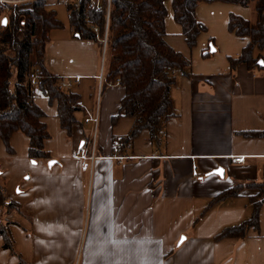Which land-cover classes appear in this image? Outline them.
<instances>
[{"label": "crops", "instance_id": "1", "mask_svg": "<svg viewBox=\"0 0 264 264\" xmlns=\"http://www.w3.org/2000/svg\"><path fill=\"white\" fill-rule=\"evenodd\" d=\"M164 5V41L190 62V75H177L169 90L172 108L163 142L155 145L142 131L129 150L117 153L127 157L121 163L113 159L111 146L118 145L113 137L126 136L133 119L112 120L124 88L99 78L106 47L103 58L100 40L77 37L69 20H60L63 27L50 33L45 65L82 106L74 104L76 121L67 135L57 102L32 89L50 135L45 141L50 160L31 162L22 133L12 134L10 151L0 140V180L20 206V212L0 210L13 249H5L0 236V264H264V203L258 231L242 240L214 239L251 217L255 192L244 190L208 208L235 182H264V137L242 136L264 132V66L249 71L240 64L231 71L228 61L248 42L228 31L229 16L253 22L255 13L252 7L199 3L195 18L206 31L189 48L171 0ZM80 148L96 157L86 170L77 157Z\"/></svg>", "mask_w": 264, "mask_h": 264}, {"label": "trees", "instance_id": "2", "mask_svg": "<svg viewBox=\"0 0 264 264\" xmlns=\"http://www.w3.org/2000/svg\"><path fill=\"white\" fill-rule=\"evenodd\" d=\"M166 0H106L94 7L90 0L80 5L66 4L69 25L73 33L87 40H101L107 25L104 78L124 88L118 114L133 119L129 133L113 137L118 153L130 149L142 131L150 133V140L159 146L164 140V127L171 116L169 90L177 75L189 76L190 62L175 52L165 41ZM226 3L252 7L253 22L230 15L227 29L248 42L237 58H229L231 71L244 64L249 71L264 66V0H171L173 19L181 27L186 45L193 48L197 37L206 28L197 22L195 9L199 3ZM50 0H29L17 5H0V140L10 151L13 133H22L29 140L28 157L32 162L50 160L45 141L50 137L44 114L35 104L32 94L34 76L38 90L50 101L57 102L61 129L71 132L76 121L77 95L62 89L63 80L53 75L45 65V49L51 31L63 27ZM8 9V11H6ZM98 29L94 33L92 28ZM100 48L102 43L99 41ZM211 55L206 51L204 58ZM245 138H263L264 132H244ZM254 191L250 198L252 214L248 220L227 227L214 236L242 240L251 230H259L260 208L264 203V182H235L208 204L237 197L242 191ZM0 210L20 212L18 203L6 195L5 181L0 180ZM199 218L195 220L198 223ZM8 223L0 224V236L5 249L13 251L6 233Z\"/></svg>", "mask_w": 264, "mask_h": 264}, {"label": "built area", "instance_id": "3", "mask_svg": "<svg viewBox=\"0 0 264 264\" xmlns=\"http://www.w3.org/2000/svg\"><path fill=\"white\" fill-rule=\"evenodd\" d=\"M106 1L108 3L110 2V0H106ZM80 2H81V0H77V5H80ZM91 4L94 7H98V5H99L98 4V0H95L94 2H92V0H91ZM6 11H8V9H6ZM92 30H93L94 33H96V34L98 33V29L97 28L93 27ZM106 40H107V29H105V33H104L103 37L100 40V42L103 45V52H102L103 58H104V54H105ZM102 72L103 71H101V73H100V77H99L100 80H104L105 79ZM31 79H32V89L35 90V89L38 88L37 82H36L34 76H32ZM65 86H66V84H64V83L61 84L62 88H65ZM75 106L81 107L82 104H81V102H77L75 104ZM92 121L96 122V119H92ZM111 147H112V152L114 154L113 159H116L120 163L123 162L124 160H126L127 157L119 156L117 154L118 153V146L116 144H113ZM92 149H93V145H92ZM77 157L80 159V162H81L80 166H81V168L83 170H86L88 167H91L92 166L91 164H93L94 161L96 160V157H95L93 151L91 152V154L87 155L86 151L84 149H82V148H80L78 150ZM242 160H243L242 158H233L232 162L233 163H240Z\"/></svg>", "mask_w": 264, "mask_h": 264}, {"label": "rangeland", "instance_id": "4", "mask_svg": "<svg viewBox=\"0 0 264 264\" xmlns=\"http://www.w3.org/2000/svg\"><path fill=\"white\" fill-rule=\"evenodd\" d=\"M67 3H72V2L69 1ZM65 4H66V1L65 0H53V4L51 6L52 7L51 9H54L55 10L56 15H57V18L59 20H61L62 22H64L63 19H65L66 22L68 23V15H67V12H66V5ZM73 4H75V2ZM206 51L209 52L210 51V48L208 50H205L204 52H206Z\"/></svg>", "mask_w": 264, "mask_h": 264}, {"label": "snow or ice", "instance_id": "5", "mask_svg": "<svg viewBox=\"0 0 264 264\" xmlns=\"http://www.w3.org/2000/svg\"><path fill=\"white\" fill-rule=\"evenodd\" d=\"M0 23L6 24L7 23V19L5 18L3 21H0ZM33 163H35V162H33ZM51 163H54V162H51ZM215 174H219V175L222 176V170H218L217 173H215ZM209 175H213V174H209ZM185 239L186 238L181 237L180 243L182 244Z\"/></svg>", "mask_w": 264, "mask_h": 264}, {"label": "water", "instance_id": "6", "mask_svg": "<svg viewBox=\"0 0 264 264\" xmlns=\"http://www.w3.org/2000/svg\"><path fill=\"white\" fill-rule=\"evenodd\" d=\"M3 20H4V19H3ZM3 20H2V21H3ZM2 26H5V24L2 23ZM52 164H53V163L49 162V163H48V166H51ZM217 171H218V170H216L215 173H217Z\"/></svg>", "mask_w": 264, "mask_h": 264}]
</instances>
